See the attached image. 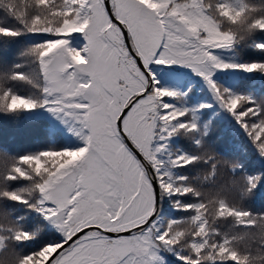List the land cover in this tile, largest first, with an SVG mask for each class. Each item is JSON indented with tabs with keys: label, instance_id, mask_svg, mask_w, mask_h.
Segmentation results:
<instances>
[{
	"label": "snow or ice",
	"instance_id": "snow-or-ice-1",
	"mask_svg": "<svg viewBox=\"0 0 264 264\" xmlns=\"http://www.w3.org/2000/svg\"><path fill=\"white\" fill-rule=\"evenodd\" d=\"M258 33L264 4L251 0H0V37H41L11 66L0 48V111L46 108L70 120L82 142L19 157L0 145V256L10 254L11 264H167L168 253L181 264H264V213L244 204L258 177L216 183L221 167L242 165L204 139L195 110L167 99L179 93L158 86L153 68L202 76L264 155V101L212 79L216 70L264 74V60L216 54L242 56L240 44L264 51ZM24 66L31 74L16 71ZM11 82L40 96L14 93ZM180 135L197 150H172ZM196 164L207 167L176 171ZM166 197L182 216H160ZM13 204L43 223L29 225Z\"/></svg>",
	"mask_w": 264,
	"mask_h": 264
},
{
	"label": "trees",
	"instance_id": "trees-1",
	"mask_svg": "<svg viewBox=\"0 0 264 264\" xmlns=\"http://www.w3.org/2000/svg\"><path fill=\"white\" fill-rule=\"evenodd\" d=\"M256 5L264 4V0H251ZM41 37L34 34H25L15 38L0 37V48H7L6 66L13 63H20L17 59L21 50L35 42H39ZM258 41L264 42V33H258L255 37ZM242 50V56H235L231 51L221 50L217 55L225 62L262 61L264 51H259L248 47L246 44L237 45V51ZM160 81L158 86L167 87L179 93L176 98H167L177 107H186L195 110L198 127L202 132H206L204 139L213 146L214 150L228 160L238 161L242 168L233 172L228 167H221L216 177L218 185L228 184L233 179H238L240 175L247 174L258 177L257 187L253 190V195L244 201L245 206L253 212L264 213V155H261L257 147L248 137L246 132L234 117L226 110L222 109L215 101L214 95L206 85L194 76L185 72L166 66L153 65ZM30 73L27 66L16 69ZM31 74V73H30ZM213 81L222 88H229L239 93H248L258 101H264V74L244 73L237 69L220 70L213 74ZM14 93L21 95H31L39 97L37 89L24 82H11L9 85ZM210 106V107H205ZM37 108L31 112L7 113L0 111V145L5 146L9 155L22 156L25 154H35L44 150H60L63 148H77L82 146V142L75 135L73 128L62 125L54 121L51 115ZM192 113H189L191 118ZM184 119V118H181ZM172 150H181L193 153L197 146L193 141L185 136H175L170 141ZM207 165L196 164L189 168L176 171L180 174H195V171ZM17 208V214L28 216L29 225L43 221L35 214H29L24 206L12 205ZM158 213L161 217L179 218L183 215L173 209L166 197L159 201ZM227 228L228 225H225ZM44 239L51 241L55 237L51 233H45ZM257 236L259 231L257 230ZM39 246L28 244V248ZM167 264H181L174 255L165 253ZM0 259L11 261L10 254L0 256Z\"/></svg>",
	"mask_w": 264,
	"mask_h": 264
},
{
	"label": "rangeland",
	"instance_id": "rangeland-1",
	"mask_svg": "<svg viewBox=\"0 0 264 264\" xmlns=\"http://www.w3.org/2000/svg\"><path fill=\"white\" fill-rule=\"evenodd\" d=\"M219 51H221V50H217V51H216V54H217ZM224 51H226V50H224ZM171 68L176 69V70L183 71V72H185V74H187V75H191V76L196 77V78L199 79L201 82H203V83L206 85V87L210 90V92L212 93V90H211V88L209 87L208 83L203 79L202 76L197 75L192 69H190V68H186V67H180V66H176V65L171 66ZM219 71H220V70H216V71L214 72V74L218 73ZM212 94H213V93H212ZM41 111H44V112L49 113L54 121H57V122H59V123L62 124V125H67V126H70V127L73 128V125H72L71 121H70V120H67V118H60V117H58L57 115H54L53 113L49 112L46 108H42Z\"/></svg>",
	"mask_w": 264,
	"mask_h": 264
},
{
	"label": "water",
	"instance_id": "water-1",
	"mask_svg": "<svg viewBox=\"0 0 264 264\" xmlns=\"http://www.w3.org/2000/svg\"><path fill=\"white\" fill-rule=\"evenodd\" d=\"M158 206H159V201H158V205H157V208H158Z\"/></svg>",
	"mask_w": 264,
	"mask_h": 264
}]
</instances>
